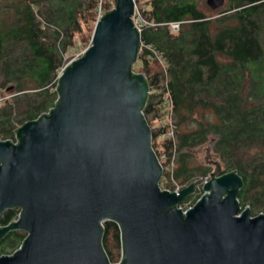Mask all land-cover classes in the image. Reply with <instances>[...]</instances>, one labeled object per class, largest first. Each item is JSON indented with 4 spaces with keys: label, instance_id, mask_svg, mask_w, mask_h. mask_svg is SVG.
I'll return each mask as SVG.
<instances>
[{
    "label": "water",
    "instance_id": "95a60500",
    "mask_svg": "<svg viewBox=\"0 0 264 264\" xmlns=\"http://www.w3.org/2000/svg\"><path fill=\"white\" fill-rule=\"evenodd\" d=\"M216 9L222 0H207ZM131 0H114L94 24L90 43L65 64L53 107L0 140V241L25 234L0 264H111L101 245L114 223V264H264V214L251 217L237 201L241 178L212 166L203 195L186 213L176 206L193 193L160 190L162 168L142 110L148 85L132 66L139 36Z\"/></svg>",
    "mask_w": 264,
    "mask_h": 264
},
{
    "label": "trees",
    "instance_id": "16d2710c",
    "mask_svg": "<svg viewBox=\"0 0 264 264\" xmlns=\"http://www.w3.org/2000/svg\"><path fill=\"white\" fill-rule=\"evenodd\" d=\"M141 3L142 18L155 26L145 27L140 41L160 54L163 66L146 52L137 57V72L148 85L142 114L148 126V116L160 121L168 98L174 126L172 139L162 137L165 119L151 129V147L164 167L160 187L194 186L208 176L210 168L195 152L212 140L210 150L224 166L221 174L234 171L242 180L240 210L246 208L251 217L264 214V0H222L216 9L224 8L215 15L201 12L193 0ZM96 10L97 0H0L2 141L13 142L16 128L53 107L61 56L75 49L74 34L81 23L93 22ZM169 23H179L175 33H169ZM3 91L11 97L4 99ZM17 213L4 211L0 226ZM24 237L18 230L8 232L0 256L11 254ZM101 245L114 264L120 252L114 223L103 224Z\"/></svg>",
    "mask_w": 264,
    "mask_h": 264
},
{
    "label": "built area",
    "instance_id": "2783aa9c",
    "mask_svg": "<svg viewBox=\"0 0 264 264\" xmlns=\"http://www.w3.org/2000/svg\"><path fill=\"white\" fill-rule=\"evenodd\" d=\"M100 2H101V0H97V10H96L95 18H94V24L98 22L100 16L104 12L103 8L100 6L101 5ZM131 2H132V15H131L130 19H131L133 27L136 29V32L139 36V42H138V48H137V57L144 55L146 52V53H148V54H145L146 56L150 57L151 59L156 60L159 63V65L161 67H163L160 54H158L156 51H154L149 45H146L142 41H140V34L143 31V29L145 27H152L155 25L148 23L147 21H145L142 18L141 10L143 8V5L141 3V0H131ZM166 26H167L169 33H175L178 30L179 23H169ZM82 52L79 54V56L82 54ZM79 56L75 57L72 60L77 59ZM66 63H64L59 68L57 75H56V80L59 77L60 73L62 72L63 67L65 66ZM164 119L166 121L167 129H166L165 134L162 137L172 139L174 126H173V122H172L171 105H170V101L168 98H166V105H165V109H164ZM159 164H160V162H159ZM160 166H161V164H160ZM161 168L164 169V167H162V166H161ZM171 168H172V164H169L167 166V168L165 167V170L170 172ZM208 180H209V176H206L204 178H200L198 180V182L193 186V189H194L193 193L191 195H189V196L193 197V199L188 200L185 203L180 202L176 206V209L179 210L181 212V214H184L188 210H190L194 206L196 201L203 195L202 186L205 183H207ZM159 187H160V185H159ZM182 188L183 187H181L179 185H174L171 189H167L164 186H161L160 190H165V191L170 192V193H177Z\"/></svg>",
    "mask_w": 264,
    "mask_h": 264
},
{
    "label": "rangeland",
    "instance_id": "374dc122",
    "mask_svg": "<svg viewBox=\"0 0 264 264\" xmlns=\"http://www.w3.org/2000/svg\"><path fill=\"white\" fill-rule=\"evenodd\" d=\"M194 2H195V5H196V7H197V9H199L201 12H203L204 14H206V15H215V14H217L220 10H222L224 7H222V8H219V9H216V10H214V9H209L208 7H207V5L205 4V1L206 0H193ZM108 3H112V1L111 0H101V2H100V6L101 7H103V5L104 4H108ZM113 5V4H112ZM111 8H112V6H110ZM95 14H96V12L92 15V19H93V22H91L90 20L89 21H87V22H85V23H81L80 24V27H81V32L79 33V34H74V36H73V39H74V45H75V49L73 48V49H71V50H68L65 54H62V56H61V58H62V60L64 61V63H66V62H68V61H70V60H72V59H74L75 57H77V56H79V54L88 46L87 45V39H88V37L91 35V33H92V29H93V26H94V18H95ZM138 61L136 60V62L134 63V65L132 66V71L134 72V73H138L137 71V69H138ZM248 80H246V83H245V86H244V91L246 92L247 90H248ZM3 97H4V99H9L10 97H11V94H7V92L6 91H3ZM158 114H159V112H158ZM157 114V115H158ZM159 116V115H158ZM147 121H148V123H149V127H150V130L151 129H154L155 127H157V125L159 124V122H160V124L161 123H163L164 122V118H162V119H160V121H158V119H155V120H153L152 118H151V116H148L147 117ZM0 140H2L1 138H0ZM159 143V142H158ZM206 146H207V144H205L204 146H202L201 148H199V149H196V152H195V154H196V159H197V161L200 163H204V156H205V149H206ZM157 151H160V148L159 147H157V149H156ZM264 150V149H263ZM255 153V152H254ZM264 156V155H263ZM209 159L210 160H212V161H216V162H218V164H219V166H220V172H222L223 170H224V166H223V164H221L220 163V161H219V159L216 157V156H214V154L211 152V150L209 151ZM207 165V164H206ZM208 166V165H207ZM209 168H210V171L212 170V166H208ZM163 178H161V182H160V184H162V182H163ZM23 233V232H22ZM9 250H7V252H8ZM119 257H120V252H119V256H118V260H119ZM118 260L115 262V263H117L118 262Z\"/></svg>",
    "mask_w": 264,
    "mask_h": 264
}]
</instances>
